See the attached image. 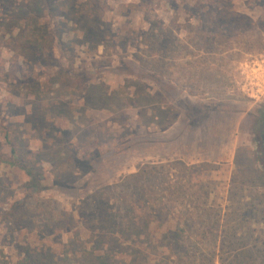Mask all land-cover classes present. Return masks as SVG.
Returning a JSON list of instances; mask_svg holds the SVG:
<instances>
[{
  "label": "rangeland",
  "instance_id": "374dc122",
  "mask_svg": "<svg viewBox=\"0 0 264 264\" xmlns=\"http://www.w3.org/2000/svg\"><path fill=\"white\" fill-rule=\"evenodd\" d=\"M151 32L162 38L147 52ZM254 78H264V0H0V251L21 264L41 247L77 264L73 248L94 240L103 204L119 210L127 177L165 167L168 183L207 194L187 208L221 214L197 264H264ZM144 201L132 197L140 215L153 205ZM250 207L240 226L229 219ZM184 208L156 207L153 229L177 227ZM159 242L148 261L174 264L181 252Z\"/></svg>",
  "mask_w": 264,
  "mask_h": 264
},
{
  "label": "trees",
  "instance_id": "16d2710c",
  "mask_svg": "<svg viewBox=\"0 0 264 264\" xmlns=\"http://www.w3.org/2000/svg\"><path fill=\"white\" fill-rule=\"evenodd\" d=\"M88 1L90 4L96 2V0ZM59 7L60 9H58ZM59 7H54L50 11V18H57L59 14L63 13L65 7L61 5ZM144 36L147 52L155 50V45H160L161 35L151 32L144 34ZM48 43L51 47L53 46L52 37L49 38ZM158 65L155 60L152 63L153 69L151 71H155L154 69H157ZM180 165L182 174L187 173V169L191 170V168L183 164ZM167 174H169V171L165 167H147L143 168L138 174L127 177L125 189L121 190L116 196V205L119 210L115 209L112 211L111 207L109 209L108 204H103L105 207H100L101 215H97L92 221L93 229L97 233L94 240L81 241L77 243L79 246L77 247L78 250H76V247L73 248L76 255H80L77 264H129L127 263L129 251L132 253V264H154L148 261L147 257L149 254H146V251L155 252L159 248L153 244L156 239H159L160 248L164 250V253L167 252L169 256L174 255L175 248L181 252L174 264H197L193 254L195 249L199 252L198 258L202 261L209 260L210 249L208 246L212 243L211 239L215 238V232L211 229L210 224H218L221 215L220 211H215L217 213L211 215L208 213L209 210L204 208L197 212L187 208L194 199L205 201L207 194H192L183 181L170 184V182H167ZM150 185H154V188H148ZM159 186L163 187L161 190L164 191V199L154 190L159 188ZM135 195L139 196V200L145 198L144 204L148 203L150 199L152 200L150 203H153L152 207L149 206L141 215L137 212L139 208H135L132 202V197ZM102 201L100 196L98 202L101 203ZM177 203H182L186 207L181 212V217H183L181 218V223L175 228L166 227L164 230L156 232V227L153 229V225L156 223L154 221L158 220L160 213L155 208L161 206L165 213L164 215H169L175 210ZM238 209L229 217L231 221H236L238 226H240V223L254 217L250 216L249 218L246 216L247 212L253 210L252 207L247 208L244 213L239 212ZM96 211L95 207L92 212L95 213ZM152 217L157 219H152ZM201 220H204L202 223L205 222L202 226L198 223ZM168 221L166 220V223ZM159 225L160 228L163 227V224ZM199 230H201L200 237L203 239L202 242L193 239ZM230 235H237V230L230 232ZM110 245L112 247L119 245L123 252L111 250ZM70 247H72V244ZM44 254L46 253H43L42 248L37 247L27 251L20 262L21 264H57L54 261L55 258L51 259L50 255L45 257ZM11 259L12 261H10ZM0 264H14L13 258L9 259L5 252L0 251ZM58 264H73V261L72 258H68L63 259ZM155 264H166V259L164 260L163 258V260Z\"/></svg>",
  "mask_w": 264,
  "mask_h": 264
},
{
  "label": "flooded vegetation",
  "instance_id": "af4514ba",
  "mask_svg": "<svg viewBox=\"0 0 264 264\" xmlns=\"http://www.w3.org/2000/svg\"><path fill=\"white\" fill-rule=\"evenodd\" d=\"M262 115L258 120V123L253 125L251 130V135L255 137L257 145L261 148V151L258 153V159L264 165V102L261 106Z\"/></svg>",
  "mask_w": 264,
  "mask_h": 264
},
{
  "label": "built area",
  "instance_id": "2783aa9c",
  "mask_svg": "<svg viewBox=\"0 0 264 264\" xmlns=\"http://www.w3.org/2000/svg\"><path fill=\"white\" fill-rule=\"evenodd\" d=\"M248 96L256 103L264 101V78L249 80Z\"/></svg>",
  "mask_w": 264,
  "mask_h": 264
}]
</instances>
